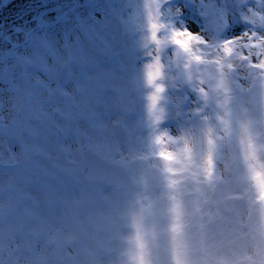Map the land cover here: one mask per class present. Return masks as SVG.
Masks as SVG:
<instances>
[{
    "label": "rangeland",
    "instance_id": "obj_1",
    "mask_svg": "<svg viewBox=\"0 0 264 264\" xmlns=\"http://www.w3.org/2000/svg\"><path fill=\"white\" fill-rule=\"evenodd\" d=\"M248 5L264 11L258 0H0V264H133L127 238L140 216L150 233L149 264H174V204L181 211L184 264L193 247L202 244L210 252L212 246L205 229L186 228V215L193 223L211 218L231 264H264L261 204L248 179L243 128L249 125L258 166L264 164L254 123L264 91V30L257 26L264 16L255 23L243 20L240 12ZM149 11L159 24V43L151 39ZM133 16L141 27L131 23ZM114 17L132 35L111 53L113 40L102 28ZM90 27L104 51L86 34ZM136 31L147 55L133 45ZM202 31L215 36L211 45L200 47L192 35ZM174 32L194 37L183 63L199 67L187 71V84L176 71ZM138 60L140 71L128 81ZM157 62L156 84L163 91L153 109L149 97L155 88L144 73ZM63 65L67 75L59 81ZM233 90L238 102L248 101L250 118L237 109L204 119L209 99H231ZM120 99L132 115L124 117ZM57 112L63 115L55 118ZM193 119L200 121L198 133L186 126ZM123 120L128 128L115 135L114 122ZM80 135L86 136L83 145ZM87 146L127 164L134 188L89 182L53 167L60 149L78 159ZM157 188L170 197L164 232L157 221Z\"/></svg>",
    "mask_w": 264,
    "mask_h": 264
},
{
    "label": "clouds",
    "instance_id": "obj_2",
    "mask_svg": "<svg viewBox=\"0 0 264 264\" xmlns=\"http://www.w3.org/2000/svg\"><path fill=\"white\" fill-rule=\"evenodd\" d=\"M264 3V0H258V4ZM176 12L181 16L183 15L184 9L179 5L176 6ZM241 18L243 20L252 22L256 17L264 16V11L259 10L257 7H253L252 5H248L245 9H242L240 12ZM138 16H133L131 18V23H133L137 28L141 27V25L137 22ZM124 24V22H121ZM262 30H264V24H258ZM180 31V29H177ZM183 31H188L187 28L183 29ZM125 34L132 35L129 33L127 29H125ZM136 39H134L133 45L135 46L137 53L139 55H147V51L145 49L144 44L141 40V33L136 31L135 33ZM195 38H198V43L200 47L204 45H211L215 36L207 31L195 32L192 34ZM178 47V46H176ZM264 64V59L260 61ZM140 71V61L138 60L135 66L130 67L127 72L128 81H133ZM208 87H213L210 83ZM231 99L229 97L221 95L219 99L210 98L207 104V111L204 114V119L212 118L216 119L217 117L214 115L219 113L220 116H226L229 114H233L234 112L239 111V114L244 119H249L251 116V108L248 107V101H240L238 102L237 97L238 93L233 90L230 94ZM197 107H201V105H197ZM254 123L257 125V137L261 144V158L264 159V91L261 92V101L258 106L257 115ZM186 126L193 130L194 133H198L200 131V121L198 119L190 120L186 123ZM127 155V154H125ZM180 193L183 195L185 189L183 186L179 189ZM157 197L159 199V214L157 217V221L160 225V231H165V226L169 221V217L167 215L170 197L167 195L166 190L162 191L160 188L156 190ZM185 204L187 207V200L185 198ZM187 223L186 228L191 230L193 233L200 232L201 229H205L206 233L212 237V246L210 252H205L204 246L201 244L199 247H193L190 251V261L189 264H231L229 260L226 259L229 248L228 245L224 242V237L222 234L214 228L211 218H205L200 222L193 223L189 216L185 217ZM162 264V262H161Z\"/></svg>",
    "mask_w": 264,
    "mask_h": 264
},
{
    "label": "water",
    "instance_id": "obj_3",
    "mask_svg": "<svg viewBox=\"0 0 264 264\" xmlns=\"http://www.w3.org/2000/svg\"><path fill=\"white\" fill-rule=\"evenodd\" d=\"M93 21L94 19L92 18L88 20L87 23L91 24ZM121 22L122 20L120 18L114 17L102 28L103 33L108 34L113 40V47L110 49L111 53L120 49L129 38V35L125 34L123 31V25ZM128 32L130 33V31ZM86 34L92 42L100 46L101 51H104V44L102 43L100 35L95 32L92 27L87 29ZM184 55L185 51L179 48L175 57V63L176 71L180 80L184 84H187V71L191 68L199 67V63H190L185 65L183 63ZM67 69L68 67L66 65L61 67L56 76L59 81H63L66 77ZM221 91L222 93L224 92L223 89H221ZM58 114L61 115L62 113L57 112L54 117L57 118ZM123 128V124L121 122H117L115 123L112 132L114 134L121 133ZM55 129L58 135H62V130L59 129L58 125H55ZM84 140L85 135L78 136V141L81 145L84 144ZM52 165L65 175L78 173L89 182L103 183L106 186L115 185L116 188L122 190L131 191L136 185V181L130 173L127 164L121 161L108 159L105 155L101 154L91 146L83 149L80 152V157L78 159L71 158L64 149H60L53 156Z\"/></svg>",
    "mask_w": 264,
    "mask_h": 264
},
{
    "label": "snow or ice",
    "instance_id": "obj_4",
    "mask_svg": "<svg viewBox=\"0 0 264 264\" xmlns=\"http://www.w3.org/2000/svg\"><path fill=\"white\" fill-rule=\"evenodd\" d=\"M159 8V5H156ZM261 20L264 21V17H261ZM255 23V21H252ZM148 28L151 33V39L159 43L156 39L157 29L159 24L156 22L155 16L152 12L148 13ZM194 39L191 35L186 32H174L172 34V42L177 45L179 48L184 51H188L190 48V42ZM226 52H230L231 49L225 47ZM199 59V57H197ZM253 63H256L253 59ZM261 67H264V64H261ZM145 81L146 84L150 87L155 88V93L149 97L151 100V107L154 109L157 100L159 99L158 93L163 91V88L156 84L157 79L161 76V70L159 63L148 64L145 67ZM223 86V82H221ZM244 132L247 135V144L244 151V160L247 164L248 179L253 183V186L257 189V202L261 204V223L260 231L264 235V164L258 166L257 160V149L252 140L251 133L249 131V125H244ZM243 143V142H242ZM210 147L213 146V141L209 139ZM170 158V157H166ZM208 175L211 176V156L208 159ZM174 183V182H173ZM175 199V198H173ZM171 211L174 214L173 223L170 226V231L172 235V244H173V260L174 264H184L183 261V243L180 239L182 233V224L180 223L181 211L179 204H174ZM132 227L134 228V233L127 238V242L130 245L129 255L133 264H149V261L146 259L147 250H148V236L150 235L149 231L145 229L143 224V217H134Z\"/></svg>",
    "mask_w": 264,
    "mask_h": 264
},
{
    "label": "flooded vegetation",
    "instance_id": "obj_5",
    "mask_svg": "<svg viewBox=\"0 0 264 264\" xmlns=\"http://www.w3.org/2000/svg\"><path fill=\"white\" fill-rule=\"evenodd\" d=\"M118 107L119 108H121L122 109V111H123V115H124V117H128L129 115H132V111H130L129 109H124L123 108V106H122V100L120 99L119 100V104H118ZM62 113V112H61ZM63 115V114H62ZM117 122H121L122 124H123V126H124V128H123V131L122 132H124V130H126L128 127H127V124L125 123V121L123 120V122L122 121H115L114 122V125H115V123H117ZM116 135V134H115ZM85 138H86V136H85ZM84 142H85V140H84ZM87 147H89V146H87ZM86 148V147H85ZM84 148V149H85ZM96 150V149H95ZM98 151V150H97ZM128 166V165H127Z\"/></svg>",
    "mask_w": 264,
    "mask_h": 264
},
{
    "label": "trees",
    "instance_id": "obj_6",
    "mask_svg": "<svg viewBox=\"0 0 264 264\" xmlns=\"http://www.w3.org/2000/svg\"><path fill=\"white\" fill-rule=\"evenodd\" d=\"M69 154V153H68ZM20 165V163H15L14 165H11V166H14V167H17V166H19Z\"/></svg>",
    "mask_w": 264,
    "mask_h": 264
}]
</instances>
